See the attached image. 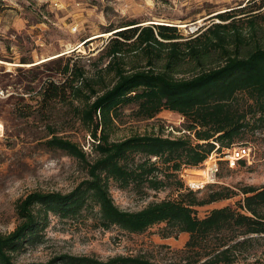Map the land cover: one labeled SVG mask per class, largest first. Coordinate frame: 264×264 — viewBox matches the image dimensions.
<instances>
[{
	"label": "trees",
	"instance_id": "trees-1",
	"mask_svg": "<svg viewBox=\"0 0 264 264\" xmlns=\"http://www.w3.org/2000/svg\"><path fill=\"white\" fill-rule=\"evenodd\" d=\"M250 3L254 0L246 4ZM234 11L244 16L235 19ZM244 11L245 6L217 14L216 19L226 23L198 29L195 37L183 42L178 41L182 38L174 27L129 24L114 33L115 38L102 50L106 62L95 78H87L76 69L66 85L45 83L42 92L48 90L50 98L70 90L73 115L89 133L94 156L90 159L76 143L51 135L46 146L79 161L86 177L68 193L34 191L16 202L18 223L12 232L0 234V264H19L15 255L41 244L51 216L73 221L94 210L102 230L116 227L142 234L164 224L162 238L188 234L185 247L190 256L185 264H237L247 246L264 240V186L242 188V200L236 208H215L203 218L196 215L195 207L236 194L217 187L197 199L195 192L184 186L187 193L178 200L152 202L138 211H126L115 205L109 192L110 182L120 189L134 184L159 191L172 177L168 170L177 173L182 167H198L214 150L234 147L249 120L254 129L264 124V13L247 15ZM212 56L221 63L204 69L203 63ZM188 62L201 70L188 78H176L177 69ZM70 72L67 66L62 74ZM108 77L112 79L108 81ZM125 107H133L132 114L138 120H151L161 111H169L185 118L188 125L184 133L173 138L144 134L111 140ZM182 186L180 183L179 188ZM25 264L154 263L139 255L101 260L60 254L47 262Z\"/></svg>",
	"mask_w": 264,
	"mask_h": 264
},
{
	"label": "rangeland",
	"instance_id": "rangeland-1",
	"mask_svg": "<svg viewBox=\"0 0 264 264\" xmlns=\"http://www.w3.org/2000/svg\"><path fill=\"white\" fill-rule=\"evenodd\" d=\"M248 1L0 0V234L12 232L17 225L15 204L19 199L34 191L68 193L86 177L85 167L79 161L46 146L52 134L76 143L90 159L94 156L89 133L73 115L70 90H62L64 95L59 98H50L48 90L42 92L46 82L58 87L66 85L76 69L87 78H95L106 62L101 57L102 50L115 38L114 33L127 29L129 24L141 28L174 27L182 38L178 41L183 42L198 34V30L190 33L194 27L204 31L212 24L226 23L216 19L217 14L244 6L247 15L264 13V0H254L250 5L246 4ZM234 15L235 19L244 16L237 11ZM220 63V58L212 56L203 68ZM67 66L72 72L63 75ZM200 70L198 65L188 62L180 65L175 77L188 78ZM111 79L108 77V81ZM132 108L121 111L111 140L144 134L173 138L180 136L188 125L185 118L169 111H161L151 120H138ZM253 126L249 120L244 135L233 144L235 148L250 149L249 162L233 167L222 163L216 183L195 192L197 199H202L217 187H224L236 195L195 207L199 218L215 208H236L244 187L264 186V124L257 129ZM221 152L224 149L215 153ZM202 166L182 167L177 173L168 170L166 173L172 177L159 191L134 184L120 189L110 182L109 192L115 205L126 211H138L152 202L178 200L187 193L185 184L199 179ZM163 227L164 224L155 225L142 234H129L116 227L102 230L97 226L96 210L73 221L51 216L42 243L27 247L14 260L25 264L47 262L60 254L101 260L139 255L154 264H185L190 256L185 247L189 235L162 238ZM242 256L237 264H264V240L247 246Z\"/></svg>",
	"mask_w": 264,
	"mask_h": 264
},
{
	"label": "built area",
	"instance_id": "built-area-1",
	"mask_svg": "<svg viewBox=\"0 0 264 264\" xmlns=\"http://www.w3.org/2000/svg\"><path fill=\"white\" fill-rule=\"evenodd\" d=\"M198 26L194 27V33L198 30ZM184 133V131L182 132ZM214 150L207 159L202 163V174L199 176V179L196 181H190L185 184V188L188 191H201L206 186L216 183V176L219 173L220 165L225 163L227 166L233 167L238 164L240 161L245 163L249 162L250 158V149L249 148H235L224 149V152L215 153Z\"/></svg>",
	"mask_w": 264,
	"mask_h": 264
},
{
	"label": "bare ground",
	"instance_id": "bare-ground-1",
	"mask_svg": "<svg viewBox=\"0 0 264 264\" xmlns=\"http://www.w3.org/2000/svg\"><path fill=\"white\" fill-rule=\"evenodd\" d=\"M202 174V171H201V173L199 174V176ZM192 182V181H191Z\"/></svg>",
	"mask_w": 264,
	"mask_h": 264
}]
</instances>
